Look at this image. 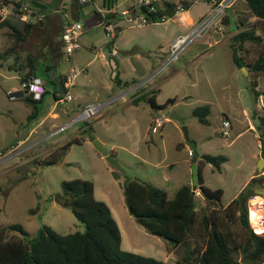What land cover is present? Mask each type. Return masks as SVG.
I'll list each match as a JSON object with an SVG mask.
<instances>
[{
	"label": "rangeland",
	"instance_id": "374dc122",
	"mask_svg": "<svg viewBox=\"0 0 264 264\" xmlns=\"http://www.w3.org/2000/svg\"><path fill=\"white\" fill-rule=\"evenodd\" d=\"M193 1L189 10L192 15H201L209 9L206 0ZM118 2L121 3L117 5V11L127 4L123 0ZM51 6L49 3L47 9L51 10ZM79 8L82 19L89 16V11L92 12L86 21L88 27L79 35L80 47L69 57L63 54L53 58L45 52L44 39L30 38L19 42L16 47L20 48L19 52L14 49L7 53L8 56L0 58V65H3L0 66V152H4L0 157V185L3 188L0 192V225L18 222L31 234L43 223L60 233L82 230V223L70 208L60 204L54 196L61 191L62 179L87 178L93 182L94 196L110 205L120 228L123 249L176 264V259L181 258L188 248L181 245L167 251L166 241L148 232L130 213L123 184L127 179L138 178L165 189L168 197H172L182 184H193L192 165L196 164L197 168L202 153L224 154L226 159L220 163V169L210 162L199 164L204 184L221 188V201L226 204L258 172V158H264V135H261L264 125L257 128L258 115L264 110V93L255 98L251 88L254 77L246 66L243 69L237 67L230 47V37L236 32L235 21L248 13L245 0H236L226 8L221 31L211 27L203 35L195 37L176 59L158 71L168 53L169 42L181 32L179 15L140 26L128 25L119 17L117 22L121 29L112 37L105 32L103 25L97 24L92 3L81 4ZM38 14L35 9V19ZM10 41L0 39V53L9 47ZM108 46H114L118 52L109 65L103 63L100 54L94 56L97 50ZM34 56L38 60L36 74L43 79L52 76L47 58H53L55 73H67L75 66L81 69L67 88L73 97L58 100L54 108L62 112L64 123L73 121L81 113L84 101L103 102L108 94L120 93L149 76L150 79L134 88L135 94L141 95L136 101L130 102L129 93H125L126 101L117 97L104 104L95 115L81 120L76 118L64 130L54 134H50L53 128L44 119L38 132L18 143L16 138H22L26 128L44 116L54 101L52 83L41 100H26V93H17L14 98L7 94V91L18 90L20 86L15 67L22 63L27 69L28 57L34 59ZM9 64L13 66L8 69ZM81 80H88L86 88L82 89L77 83ZM255 80L258 89L263 90L264 73ZM152 83H157L153 90L156 102L162 104L159 110L153 109L146 99L151 92L144 94ZM110 84L113 92L108 88ZM60 92L63 96V90ZM168 98L175 99L166 102ZM205 103L210 106L209 122L201 123L192 109ZM33 110L35 116L40 117L29 116ZM171 111L177 112L182 120L170 117ZM99 112L101 116L97 117ZM156 118H161V124L152 130ZM225 118L230 122L228 134L222 132ZM250 121L253 126H250ZM64 123L60 120L58 124ZM183 125L187 127L190 141L185 139ZM96 134L101 136L108 151L113 144V156L122 170L111 165L93 145ZM70 137H79L80 141L72 142L57 162L37 163L46 158L55 145ZM16 143L15 149L10 151ZM188 147L191 153H188ZM192 149L198 154L194 161L191 159ZM261 172L264 175V163ZM250 186L264 189V178L261 183L251 182ZM194 191L196 201L200 202L199 189L196 187ZM50 196L53 198L49 199ZM260 205L264 209V193L256 192L248 199L250 220L251 208ZM250 220L248 214V221L256 231L257 227Z\"/></svg>",
	"mask_w": 264,
	"mask_h": 264
},
{
	"label": "trees",
	"instance_id": "16d2710c",
	"mask_svg": "<svg viewBox=\"0 0 264 264\" xmlns=\"http://www.w3.org/2000/svg\"><path fill=\"white\" fill-rule=\"evenodd\" d=\"M103 1L108 8L115 4V0ZM9 2L11 0H0V4ZM180 3L183 9H187L194 1L168 2L166 10L172 14ZM245 3L248 13L235 21L236 32L230 37L231 56L237 67L246 66L254 77L251 88L255 98H258L264 93V89H258L255 80L264 73V0H245ZM31 5L39 11H45ZM115 15L116 12L107 11L104 17ZM249 16H253V19L248 21ZM33 24L26 22L22 30L10 25L12 31L9 33L14 39L0 53V58L16 49ZM24 78L23 75L20 80ZM45 92L39 99L28 94L24 98L41 100ZM19 94L22 95V92ZM146 99L153 109L162 106L156 102L154 93L148 94ZM174 99L168 98L166 102H173ZM209 111L207 103L192 109L201 123L209 122ZM32 112L29 116H35V110ZM263 125L264 110L258 115L257 128L261 129ZM261 135H264L262 131ZM77 141H80L79 137L66 139L55 145L46 158L36 162L54 164L65 154L70 144ZM262 154L264 156V146ZM197 156L195 149H192L191 159L194 161ZM225 159L224 154L202 153L193 184H182L172 197H168L165 189L138 178L127 179L123 184L124 195L130 200V213L137 215V220L148 232L166 241L167 251L181 245L188 248L181 258L176 259V264L264 263V229L256 232L248 221V199L256 194L254 188H242L223 204L222 189L211 188L203 182L199 163L210 162L220 169V163ZM60 185L61 191L54 198L70 208L83 229L60 233L43 223L31 234L18 222L0 225V264H167L162 259L121 247L120 228L109 205L94 196V185L90 179H62ZM196 187L201 194L200 202L195 199Z\"/></svg>",
	"mask_w": 264,
	"mask_h": 264
},
{
	"label": "built area",
	"instance_id": "2783aa9c",
	"mask_svg": "<svg viewBox=\"0 0 264 264\" xmlns=\"http://www.w3.org/2000/svg\"><path fill=\"white\" fill-rule=\"evenodd\" d=\"M91 0H77L78 3H86ZM174 1V2H178ZM209 6V9L202 14L194 23L193 27L184 34L177 35L174 37L168 44V53L164 58L161 66L158 70L163 69L166 65L176 59L185 47L186 44L191 42L195 37L203 35L211 27L216 28L217 31L222 29V17L225 14L226 8L230 7L236 0H206ZM128 3L122 7L119 11L106 7V10H111L116 13L128 24V25H145L149 22L154 21H165L168 18L174 16L183 10L182 4L180 3L170 14L167 9L168 2H173V0H128ZM105 10V9H104ZM16 17L20 20H25L29 16H35V8L31 5L29 0H12L9 3L0 4V21L7 17ZM83 31V21L76 18L71 21L66 22L61 31V41L62 48L67 57L75 50L80 47L79 35ZM81 72V69L77 66L71 67L65 75L64 79V95L59 96L58 100L63 101V99H71L73 96L67 90V88L73 83L75 77ZM150 79V76L138 81L135 86H141L146 81ZM135 87V88H136ZM45 90V85L43 79L38 75H30L24 79L20 80V86L18 90H9L7 94L10 98H14L17 93L22 92L26 93L34 99H39L42 96V93ZM103 106L101 102H89L87 103L81 113L75 117L77 120L87 119L95 115L99 109ZM75 119L73 121H75ZM61 124L57 127H54L50 134H54L60 130H64L65 127L71 122ZM156 124L152 126V130H155L157 126L161 124V118L155 119ZM228 126L230 122L228 119H223L222 127L223 134H228ZM27 140V139H26ZM25 140L18 141L22 142ZM11 146V150L15 149L16 145ZM9 151V152H10ZM191 153L190 148L188 153ZM4 152H0V157ZM195 192V191H194ZM249 214V212H248ZM257 232V231H256Z\"/></svg>",
	"mask_w": 264,
	"mask_h": 264
},
{
	"label": "crops",
	"instance_id": "0c3cea01",
	"mask_svg": "<svg viewBox=\"0 0 264 264\" xmlns=\"http://www.w3.org/2000/svg\"><path fill=\"white\" fill-rule=\"evenodd\" d=\"M39 1H41L42 3H45L46 7L43 8V9H45V11H39L38 10L39 14H38L37 19H35L34 16H29L25 20H20L16 17L12 16V17H7V18L1 20L0 21V39H14V37L9 33L10 31H12V28L10 27V25H14L18 29L22 30L24 28V25L26 22H33L34 24L30 28V31L28 32L25 39H30V38L31 39H44V43L46 44V51H45L46 54H51V56L53 58L61 56V55L65 54L63 51V48H62V41H61V31H62L63 25L68 21H71L73 19L78 18V19L83 21V31L81 33V34H83L85 27H88V25H86V21L88 20V17H90V14L92 11L88 12L89 16L87 18L82 19L79 15V13H80L79 7L81 4L87 5L90 3H92V5L94 7V11L97 14V18H98L97 24L103 25V28H104L106 33L109 32L110 35H112V37H114L117 34V32L121 29V26L117 22L118 18L120 17L118 15V13H116L115 16H111V17H107V18L104 17L105 13L107 12V10H106L107 6L103 0H91L89 2L81 3V4L78 3L77 0H70V2H67L66 0H39ZM59 1H61L60 5L56 6V4H58ZM123 1L128 3L127 2L128 0H123ZM173 1H177V0H173ZM49 3H52V5H53L50 8L51 10L47 9ZM120 3L118 2V0H115V4L113 5V9H117V5ZM192 5L193 4H191L189 6V8L183 9L182 11H180L179 13L174 15V16L179 15V18H181V20H182L181 29H180L181 32L178 33L177 35L187 33L193 27L196 20L202 15V14L201 15H192L189 12L190 7ZM108 11H111V10H108ZM0 47H1V43H0ZM56 48H57V50H56ZM93 48L95 49L94 46H93ZM19 49H20L19 47L16 48L17 52H19ZM54 52H56V55H54L55 54ZM97 54H100L103 57V63L104 64L109 65L111 62H114L113 57L116 54H118V52L114 48V46H111V47L108 46V47L104 48L103 50H100V51L97 50L94 53V56H97ZM11 55H13V54L11 53ZM7 56H8V54H7ZM53 58H51V59L47 58V61H46L48 63L47 66L49 67L48 70L51 72L52 76H50L49 79H43L41 76L40 77L44 81L45 91H47V89L49 88L48 86L50 85V83H52L54 85L53 89H52V97H53L54 101L50 105V108L46 112V114L44 116H42L41 118H39V120L36 121L34 124H32L29 128H26V130L24 131V136L22 138H16L17 141L18 140L19 141L26 140L31 136V134H33V132L34 133L38 132L40 130V124H42L44 119H47L46 123H48L47 125L50 128H54V127L61 125V124H58L60 122V120H61V123H64V121H63L64 115L62 114V112H59L56 109L54 110V108H56V105H57L56 102L58 101V98L61 94L60 91L64 90V79H65L66 72H63V73L62 72L61 73L53 72V69L55 66ZM28 59H29L30 63L28 65L27 69H25L24 64H22V63H19L20 64L19 67H17V68L15 67V69L19 73L18 74L19 80H20L21 76H23V75L25 77H28L30 75H34L33 73H35V75H38V74H36V68L38 66V60H37L36 56H34L35 60L31 57H28ZM33 60L35 61V64L32 66L31 62ZM10 65L11 64H9L8 66L6 65L8 69L11 68V66H13V65H11V66ZM0 66H3V65H0ZM22 67H24V68H22ZM32 67H35V68H32ZM27 72H29L28 75L26 74ZM145 73H147V72H145ZM86 74L87 73H85V75ZM116 74H119V73L117 72ZM87 81L88 80H81V82H77V83L83 89V88L87 87V85H88ZM135 84H133L132 87H129L120 93H113L112 95L108 94V98H106L105 101H103L102 99H98L97 101H103V102H101L103 105L110 102V101H113L117 97H122L123 101H126V98L124 97L125 93H129L130 102L136 101V99H138V97H140L141 95L135 94V90H134V88L136 87ZM156 84L157 83L150 84L149 85L150 88L147 91H145V93H147V92L154 93L153 89L155 87H157ZM57 86H59V87L57 88ZM108 88L110 91L113 92V85H111V84L108 85ZM154 96H155V93H154ZM93 101L94 100L91 99V100L84 101L83 103H84V105H86L87 103L93 102ZM156 110H159V108ZM99 116H101L100 112L97 114V117H99ZM37 117H40V116L37 115ZM250 126H253L251 121H250ZM36 134H39V133H36ZM95 137H97V139H99L101 141V143L103 144V140L99 134H96ZM180 145H181V143H180ZM112 147H113V144L110 145L111 150H109L108 152L113 154L114 148H112ZM189 148L190 147H188V149Z\"/></svg>",
	"mask_w": 264,
	"mask_h": 264
},
{
	"label": "water",
	"instance_id": "95a60500",
	"mask_svg": "<svg viewBox=\"0 0 264 264\" xmlns=\"http://www.w3.org/2000/svg\"><path fill=\"white\" fill-rule=\"evenodd\" d=\"M31 3L34 4L37 7H41V8H45L46 7V4L42 3L39 0H31ZM241 68L243 69L245 67L241 66ZM169 115H170V117H173L175 119L182 120V117L175 111H171ZM182 129H183V133H184L185 139L187 141H190V138H189L188 132H187V127L185 125H183ZM92 143L99 151H101L104 154L105 159L111 165H113V166H115V167H117V168L122 170L120 163L117 161V159L113 156L112 153L108 152V150L103 146V144L101 143V141L99 139H97V138L93 139ZM263 163H264V158L263 157H259L258 158V164H257L258 165L257 166V171L258 172L252 176L251 181L245 187V189H247L251 185V182H257V183H261L262 182V179L264 178L263 177L264 175L261 172V166L263 165ZM192 166H193V182H194L195 178H196V164H193ZM254 190L256 192H259V193H264V189H261V188H255ZM125 202H126L127 207L129 208L130 207V200H129L128 196H125ZM132 214H133V217L136 219L137 215L135 213H132Z\"/></svg>",
	"mask_w": 264,
	"mask_h": 264
},
{
	"label": "bare ground",
	"instance_id": "6f19581e",
	"mask_svg": "<svg viewBox=\"0 0 264 264\" xmlns=\"http://www.w3.org/2000/svg\"><path fill=\"white\" fill-rule=\"evenodd\" d=\"M251 222L257 227L256 231L261 232L264 229V209L261 205L257 206L256 208H251Z\"/></svg>",
	"mask_w": 264,
	"mask_h": 264
}]
</instances>
